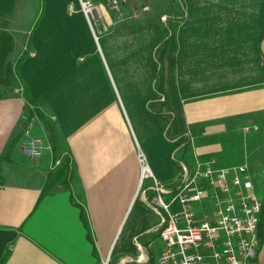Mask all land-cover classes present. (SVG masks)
Returning <instances> with one entry per match:
<instances>
[{
    "label": "crops",
    "instance_id": "crops-1",
    "mask_svg": "<svg viewBox=\"0 0 264 264\" xmlns=\"http://www.w3.org/2000/svg\"><path fill=\"white\" fill-rule=\"evenodd\" d=\"M25 1L29 15L18 30L27 55L19 74L29 95L40 97L57 157L52 162L50 145L36 157L20 152L24 98L0 97V152L20 134L0 161V264H101L135 194L138 148L168 198L180 180L165 177L167 148L187 146L193 165L220 148L215 138L198 137L256 130L264 122V0H180L181 17L162 53L157 0H138L151 9L137 18L127 2L114 11L104 0L89 22L79 0ZM4 11L0 19L22 20L18 0ZM158 58L161 87L154 94ZM31 135L49 141L36 117ZM64 156L68 187L56 183L38 197L48 170ZM150 185L151 179L137 191L139 199L141 192L149 196ZM148 227L131 226V242L121 243L113 264H153L149 240L137 236ZM257 237L253 264H264L262 199Z\"/></svg>",
    "mask_w": 264,
    "mask_h": 264
},
{
    "label": "built area",
    "instance_id": "built-area-1",
    "mask_svg": "<svg viewBox=\"0 0 264 264\" xmlns=\"http://www.w3.org/2000/svg\"><path fill=\"white\" fill-rule=\"evenodd\" d=\"M118 2L128 3L132 18L149 11L147 3L137 4V0H108V5L118 10ZM79 3L87 19L97 15L91 0ZM24 127L26 133L28 121ZM47 146L38 138L26 136L21 151L36 157ZM137 157L140 177L151 179L149 196L146 198L143 192L140 195L157 214V233L164 242L155 264H253L261 202L253 192L250 168L244 164L215 166L213 158L196 160L189 168L179 162L180 181L175 191L164 198L162 185L142 163L140 152ZM173 201L176 207L170 206ZM108 261L105 255L101 264Z\"/></svg>",
    "mask_w": 264,
    "mask_h": 264
},
{
    "label": "rangeland",
    "instance_id": "rangeland-1",
    "mask_svg": "<svg viewBox=\"0 0 264 264\" xmlns=\"http://www.w3.org/2000/svg\"><path fill=\"white\" fill-rule=\"evenodd\" d=\"M13 1V0H9ZM94 2L96 7H98V2L104 1V0H91ZM147 1V0H145ZM107 5H108V0H106ZM148 2V1H147ZM145 3V2H143ZM142 1L139 2L137 0V4H143ZM10 4V3H9ZM27 1L25 0H18V9L21 15L20 21H18V24H16L14 20H10L9 18L5 19H0V29H3L7 31L9 34L12 32L11 35V46L7 50V54L5 55L10 64L14 62V60L17 58V56L21 53V51L25 50L27 51V48L23 49L25 45V33L20 31L22 28L18 30V27L23 24L24 21H26L25 17H28V5ZM124 3L118 2V10L113 9L114 11H119L120 6ZM125 5V4H124ZM127 6V5H126ZM149 6V11L151 9V6ZM153 6L155 8L154 14L158 16V30L160 28H163L161 24L164 26L163 30L164 33L162 32V36L170 35L171 32H173L172 28L181 15V8H180V2L178 0H157L153 2ZM108 7L111 9V7L108 5ZM98 9V8H97ZM147 11V12H149ZM8 12V11H4ZM143 12V13H147ZM142 13V14H143ZM3 11H0V15H3ZM159 14L163 15V18L160 20ZM156 17V16H155ZM23 21V23H21ZM161 36V37H162ZM157 49L156 48V55H157ZM27 54H25L26 56ZM24 56V57H25ZM23 57V58H24ZM157 60V59H156ZM155 60V61H156ZM1 71V69H0ZM1 74V73H0ZM1 76V75H0ZM13 78V75H12ZM0 80H2L0 78ZM14 80V79H13ZM22 85L18 80L14 81H9L8 82H2L0 81V93L1 95H9L13 94L14 92H18L19 94H22ZM39 105V103H38ZM42 111H45V108L43 106L41 107ZM36 118H39L41 121V118L34 114H28L27 111L23 108L22 111L20 112V133H21V138L19 141V150L21 151V142L22 139L26 136L36 138L31 135V127H32V122ZM44 118L47 120V118L44 116ZM28 121V128L27 132L25 133V125L26 122ZM48 121V120H47ZM42 122V121H41ZM50 124V122L48 121ZM43 124V122H42ZM44 128V125H43ZM245 132H239V131H234L230 133H222V134H215L211 135L210 138L204 137H198L200 140H206V139H212L215 138L219 142L220 148L212 153V155L209 156H214V165L215 166H225V165H237V164H244L247 166V168H250L252 176H253V192L255 195L258 197V199L261 202V197H264V159L260 162L257 161L260 156V154H264V122L260 124V128H257L256 130H248V126H244ZM44 132L46 135H49L51 139L53 138V133H52V126L50 124L49 127V132L44 129ZM261 135L259 137L261 144L255 145L253 142L257 138V134ZM170 135V134H168ZM20 137V135H19ZM186 138V136H182L181 138L179 135L176 137V139H180L183 141ZM39 139V138H38ZM41 143L43 144H48L50 145L49 141L44 142L43 140L39 139ZM53 141V140H52ZM175 147V146H174ZM137 149V147H136ZM256 150V154H254V151ZM138 152H140L141 156V161L142 163H147V157H146V151L144 149H137ZM136 151V152H137ZM21 158H24L22 154ZM26 157V155H24ZM161 158V157H160ZM159 158V159H160ZM211 158V157H210ZM187 159V160H186ZM161 160H165V164L163 168L165 169V177L168 179L173 178L179 179L177 173L175 172L177 168V163H179L180 160H182L186 166L189 168L192 164H188L187 162L191 163L192 162V155L190 149L186 146L185 148H181L176 146L175 148L169 150L167 148L166 155ZM137 162L140 167V162L137 159ZM216 162V163H215ZM193 163V162H192ZM151 168V167H150ZM176 175V176H175ZM176 177V178H175ZM138 183H136V190L135 194L133 197L130 199L129 204L127 207L124 209V212L120 218V222L118 224V228L116 230V234L113 236V240L111 242V245L108 249V252L106 255H108V259L111 258V260L108 261V264H113L112 260L121 252H118V249L121 245L122 242H131L130 237L128 236L127 232L131 230V226L135 225L136 228H144L145 226L148 227L145 230L140 231L137 233L138 239L149 240V246H150V251L151 255L153 257V264L156 263L157 258L159 254L162 251L164 242L162 239L159 238L157 231L152 229V223L157 220V216L155 213H153L150 208L147 206L146 203L143 202L142 199H139V195L137 194V191L141 190L144 188V186L150 182V178L147 177H140L139 180L137 179ZM165 185V183H164ZM146 195H148V191H146ZM164 198H166L165 195H163ZM144 203V204H143ZM116 203H114L113 207L114 210H117V206H115ZM145 211H143V209ZM118 214L116 211L113 213H110V215L115 216ZM209 218V217H208ZM154 222V223H155ZM129 249H132L129 247ZM132 251V250H127ZM135 252H130L128 255L131 256L135 254ZM105 257V256H104ZM127 264V263H125Z\"/></svg>",
    "mask_w": 264,
    "mask_h": 264
},
{
    "label": "trees",
    "instance_id": "trees-1",
    "mask_svg": "<svg viewBox=\"0 0 264 264\" xmlns=\"http://www.w3.org/2000/svg\"><path fill=\"white\" fill-rule=\"evenodd\" d=\"M178 2H180V0H178ZM9 0H0V11H4V10H8L9 9ZM181 15L179 16V18L177 19V21L175 22L172 30L176 27L179 19H180ZM172 36V32L170 33V35H166L161 37L159 40L158 45H161L160 48V52L162 53L164 51V47L166 46V44L169 42L170 38ZM11 46V35L3 30L0 29V78L2 80L0 81H4L5 83L9 81H16L18 80L21 85H22V96L24 98V104H23V108L27 111L28 114H34L36 113V115L38 117L41 118V121L43 122L44 125V129H46L49 132V127L50 124L48 123V121L44 118V114L41 108V100L40 97H31L28 93V88H27V84L22 80L20 74H19V69L18 66L21 62V60L23 59V57L25 56V54H27V51H22L17 58L14 60V62L12 64H10V62L8 61V59L6 58V52L8 50V48ZM160 56V55H159ZM155 76L156 78L159 79V81H157V86L156 89L154 91V94H157V92L160 90V70H159V58L155 61ZM13 75V78H12ZM14 79V80H13ZM223 88H220L219 90H221ZM5 95H1L0 93V97H3ZM39 103V105H38ZM40 106V107H39ZM172 123V120L171 122ZM257 134V138L256 140L253 142L255 145L261 144V141L259 139V137H261V135ZM19 132H16L12 138L10 140H8V142L5 144L4 148L2 149V151L0 152V161L4 160V159H8L9 154L11 152V149L13 147V145L15 144V142L17 141L18 137H19ZM49 138V144H50V149L52 151V162H54V160L56 159L57 155L55 154L54 151V144L52 142L51 137L48 135ZM254 154H256V150L254 151ZM259 159L257 161H262L264 159V154H260V156L258 157ZM68 176H69V162H68V157L64 156L62 159H60L59 164L54 166V168H50L47 172L46 178L44 180V183L41 187V190L39 192V196L40 197L42 194L46 193L48 190L52 189V185L54 186L56 183H58L60 186L63 187H68ZM262 202L264 201V197H261ZM80 213H81V209H80ZM82 215V213H81Z\"/></svg>",
    "mask_w": 264,
    "mask_h": 264
}]
</instances>
